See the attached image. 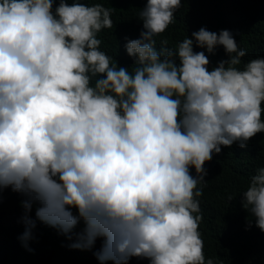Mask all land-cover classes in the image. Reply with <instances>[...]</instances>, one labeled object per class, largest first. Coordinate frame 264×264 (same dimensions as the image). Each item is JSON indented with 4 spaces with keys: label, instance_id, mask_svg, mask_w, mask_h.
Listing matches in <instances>:
<instances>
[{
    "label": "clouds",
    "instance_id": "9594fccd",
    "mask_svg": "<svg viewBox=\"0 0 264 264\" xmlns=\"http://www.w3.org/2000/svg\"><path fill=\"white\" fill-rule=\"evenodd\" d=\"M53 3L0 0V193L24 197L21 239L32 237L35 209L69 238L83 224L73 248L102 238L100 264H213L194 197L213 154L264 132V58L239 69L246 52L233 34L204 27L158 51L154 37L182 4L147 0L140 38L124 45L138 65L130 74L100 50L111 9L59 0L53 11ZM194 41L208 54L223 46L228 59L209 70ZM241 206L264 232V168Z\"/></svg>",
    "mask_w": 264,
    "mask_h": 264
},
{
    "label": "trees",
    "instance_id": "16d2710c",
    "mask_svg": "<svg viewBox=\"0 0 264 264\" xmlns=\"http://www.w3.org/2000/svg\"><path fill=\"white\" fill-rule=\"evenodd\" d=\"M66 2L88 6L99 3L111 9L113 27L97 34V39L101 40L100 50L111 57L110 66L115 64L127 68L130 74L134 73L138 65L128 56L124 45L128 40L140 38L143 28L139 13L147 0ZM58 4L59 0H54L53 11ZM181 4L174 13L173 23L154 37L158 51L165 46L175 49L186 37L192 38V32L204 27L211 32L229 30L233 34L238 47L246 52L237 66L239 69L243 70L252 59L264 58V0H181ZM162 41H167V45ZM193 51H205L210 60L209 70L219 61L228 59L223 46H218L215 54H208L205 49L196 47L194 41ZM94 85L95 79L91 82V86ZM261 119L264 121V112ZM204 168L207 172L205 181L197 185L202 195L194 198L199 201L202 213L198 231L205 259H212L213 264H264V232L255 226L254 218L241 206L242 193L247 190L250 177L264 168V132L252 137L246 148L237 144L222 146L221 153L213 154ZM190 171L196 175L194 167ZM22 199L24 197L12 192L11 188L0 193V264H100L94 253L100 250L102 238H97L91 249L71 247L76 242V234L83 229L82 223L69 238L36 220L33 209L30 216L36 226L31 239L22 240L25 231ZM249 220H252L251 227ZM128 264H149V260L132 257Z\"/></svg>",
    "mask_w": 264,
    "mask_h": 264
},
{
    "label": "bare ground",
    "instance_id": "6f19581e",
    "mask_svg": "<svg viewBox=\"0 0 264 264\" xmlns=\"http://www.w3.org/2000/svg\"><path fill=\"white\" fill-rule=\"evenodd\" d=\"M18 218V217H17ZM19 219V218H18ZM23 220V219H22Z\"/></svg>",
    "mask_w": 264,
    "mask_h": 264
}]
</instances>
